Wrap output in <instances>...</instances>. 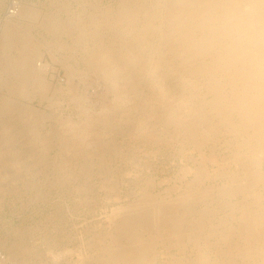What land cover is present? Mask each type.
Listing matches in <instances>:
<instances>
[{
  "label": "rangeland",
  "instance_id": "rangeland-1",
  "mask_svg": "<svg viewBox=\"0 0 264 264\" xmlns=\"http://www.w3.org/2000/svg\"><path fill=\"white\" fill-rule=\"evenodd\" d=\"M118 1L0 0V37L4 27L12 26L11 18L21 31L9 40L24 38L27 45L40 51L38 77L47 81L45 91L28 88L27 96H18L20 90L12 87L11 76L4 70L12 66L11 58L18 53L14 48L7 51L3 47L2 51L0 38V102L6 98L16 107L0 113V264H78L83 256L90 259L119 219L120 214L114 221L109 215L115 206L140 198L144 187L159 192L181 183L182 190L183 180L192 177L182 169L192 167L199 151L183 131L193 125L191 118L196 112L205 110L212 94L203 82L211 73L204 77L197 70L199 60L187 49L186 41L170 30L171 35L162 39L152 34L145 37L146 44L139 49L133 45L136 41L121 47L119 35L103 33L101 39L89 40L85 48L76 32H66L68 36L59 30L47 31L43 24L47 16L64 21L81 9V14L94 11L99 3L116 9ZM14 2L16 7L33 8L35 15L21 17L16 11L15 16L7 17ZM150 2L154 0L144 3ZM57 43L63 44L61 49ZM5 50L7 54H3ZM86 114L92 116L91 124L64 133L66 126L60 125L66 119L81 122ZM207 118L210 121L212 115L208 113ZM232 137L219 136L203 147L208 155L214 146L215 156L226 159L221 169L229 172L235 169L231 162L237 140ZM215 167L207 161V170ZM224 177L206 183L222 184ZM206 183L199 189L204 190ZM206 197L203 200L208 201L209 195ZM177 248L171 252H178Z\"/></svg>",
  "mask_w": 264,
  "mask_h": 264
},
{
  "label": "bare ground",
  "instance_id": "bare-ground-1",
  "mask_svg": "<svg viewBox=\"0 0 264 264\" xmlns=\"http://www.w3.org/2000/svg\"><path fill=\"white\" fill-rule=\"evenodd\" d=\"M144 2L145 0H119L116 2V9L112 5L104 6L102 2L95 5L94 2V11L81 14V9L80 14L70 16L71 18L68 16L69 19L64 21L50 16L44 22L41 17V21L38 20L39 23L43 22L47 31L59 30L66 35L71 31L76 32V36L82 40L81 46L89 40L101 39L103 33H113L122 39L118 43L121 47L132 46L129 43L136 41L133 45L141 49L146 44L145 37L152 34L162 39L170 36L171 30L186 41L187 49L197 56V70L202 72L201 75L205 77L211 73L203 82L212 96L206 100L205 110L196 112L191 118L193 125L183 131L189 144L199 151V158H193L192 167L182 169L183 172L191 173L192 177L183 180L182 190L181 183L178 187L168 186L170 188L159 192H148L146 187L140 186V198H131L132 202L113 207L109 214L111 220L114 221V217L119 214L120 216L118 221L113 222L112 231L104 239L101 238L105 242L98 245L93 257L84 260L83 256L78 264H264V0ZM16 9L21 17L35 15V10L30 7L19 5ZM9 19L12 26L4 27L2 38L0 37L3 40L2 51L3 47L7 51L14 48L18 55L11 58L14 59L11 67L1 69L8 71L6 73L11 76L12 87L20 90L18 96L29 93L26 90L28 88L45 91L47 81L44 83L38 77L41 68L36 63L41 53L27 45L24 38L9 40L17 37L21 31L17 23ZM109 39L115 38L112 36ZM61 45L63 44H60V49ZM111 46L115 47L116 43H111ZM47 48L49 50L50 47ZM6 50L3 54H7ZM69 99L71 100V96ZM0 104V113L4 110L5 113L6 110L11 112L16 108L6 98ZM26 107L24 109L27 111ZM208 113L212 115L215 124L211 122L212 119L208 120ZM90 116L87 115L81 122H68L69 119H66L67 124L60 125L64 128L66 126L65 132H61L72 134L80 124H84V127L91 124L90 120L93 118ZM178 116L184 118L182 114ZM225 135H232L237 140L231 162L235 169L231 172L221 169L226 159L222 157L220 160L215 156L214 146L210 147L208 155L203 152V147L210 141ZM101 147L102 145L100 150ZM207 161L217 168L207 170ZM59 167L62 168L58 165ZM222 175L226 177L224 183H206L211 178ZM182 176L180 177L183 179L184 175ZM203 182L206 183L203 187L205 189L200 190L199 186ZM207 194L209 200H203L208 197ZM175 246H178V252L172 253L171 249ZM158 247L162 250L159 251Z\"/></svg>",
  "mask_w": 264,
  "mask_h": 264
},
{
  "label": "built area",
  "instance_id": "built-area-1",
  "mask_svg": "<svg viewBox=\"0 0 264 264\" xmlns=\"http://www.w3.org/2000/svg\"><path fill=\"white\" fill-rule=\"evenodd\" d=\"M16 11H17L16 4L11 3L10 6H9V8L7 9V14L13 15V14L16 13Z\"/></svg>",
  "mask_w": 264,
  "mask_h": 264
}]
</instances>
